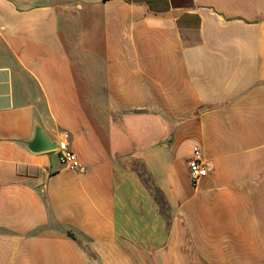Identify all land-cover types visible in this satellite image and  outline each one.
Wrapping results in <instances>:
<instances>
[{
    "label": "crops",
    "instance_id": "1",
    "mask_svg": "<svg viewBox=\"0 0 264 264\" xmlns=\"http://www.w3.org/2000/svg\"><path fill=\"white\" fill-rule=\"evenodd\" d=\"M0 264H264V0H0Z\"/></svg>",
    "mask_w": 264,
    "mask_h": 264
},
{
    "label": "built area",
    "instance_id": "2",
    "mask_svg": "<svg viewBox=\"0 0 264 264\" xmlns=\"http://www.w3.org/2000/svg\"><path fill=\"white\" fill-rule=\"evenodd\" d=\"M56 150L59 155V160L64 167L80 173L86 171V167L78 161L75 153L69 149L67 142L59 143ZM188 171L189 177L194 184L200 183L209 175L208 163L204 159L199 147H194L193 149L192 158L188 163Z\"/></svg>",
    "mask_w": 264,
    "mask_h": 264
},
{
    "label": "water",
    "instance_id": "3",
    "mask_svg": "<svg viewBox=\"0 0 264 264\" xmlns=\"http://www.w3.org/2000/svg\"><path fill=\"white\" fill-rule=\"evenodd\" d=\"M28 148L35 153L51 152L57 149V144L53 143L41 128H36L34 138L28 143Z\"/></svg>",
    "mask_w": 264,
    "mask_h": 264
},
{
    "label": "rangeland",
    "instance_id": "4",
    "mask_svg": "<svg viewBox=\"0 0 264 264\" xmlns=\"http://www.w3.org/2000/svg\"><path fill=\"white\" fill-rule=\"evenodd\" d=\"M138 171L141 173V175L143 176L144 175V172H143V169L141 168V165H139V167H138ZM144 182H145V184H147L148 185V180H147V178H144ZM150 186V185H149ZM150 188H151V186H150ZM154 193V196H155V198H156V201H158V202H162L163 201V198H162V196L159 194V193H157V191L155 190V191H153ZM167 211L165 210L164 211V213H166Z\"/></svg>",
    "mask_w": 264,
    "mask_h": 264
},
{
    "label": "trees",
    "instance_id": "5",
    "mask_svg": "<svg viewBox=\"0 0 264 264\" xmlns=\"http://www.w3.org/2000/svg\"><path fill=\"white\" fill-rule=\"evenodd\" d=\"M70 236H71V237H74V235H73V234H70Z\"/></svg>",
    "mask_w": 264,
    "mask_h": 264
}]
</instances>
